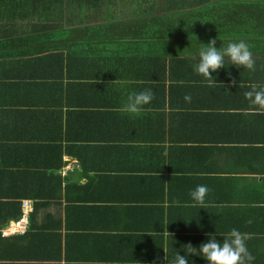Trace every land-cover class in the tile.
I'll list each match as a JSON object with an SVG mask.
<instances>
[{"label": "crops", "instance_id": "obj_1", "mask_svg": "<svg viewBox=\"0 0 264 264\" xmlns=\"http://www.w3.org/2000/svg\"><path fill=\"white\" fill-rule=\"evenodd\" d=\"M46 1L0 0V29L4 28L8 32L2 33L1 36L6 38V48L3 52L15 59H31V63L25 62L21 68L16 66L15 74L32 72L41 82L44 80L41 73L49 66L43 68L50 56L45 55L49 50L68 54L78 49L74 42L61 43L62 35L56 37L58 25L51 20L57 19L56 16L59 14L56 13L60 12L49 7L45 10L43 5ZM104 1L106 0L98 2L102 4ZM107 1L108 7L105 6L99 11L108 10L109 18L111 14L114 21H126L132 26H138L142 34L141 49L151 43L150 47L164 56V63L168 65L175 61L174 75H169L168 69L164 75L167 95L165 106L154 109L153 115L157 114L160 122L164 119L166 130H184V135L191 136L194 140L189 145L199 144L203 147L196 157L191 154L183 158L177 152V156L173 155L168 160L172 161L174 167L205 170L203 172L207 173L201 175L204 177L201 180L202 184L208 183V195L218 196L215 201L217 204L206 210L198 207L193 213V222L187 220L183 224L189 225L188 231H178L187 233L174 234L176 230L172 231L171 234L175 237L172 238L173 242L168 244L169 233L159 228L161 218L154 210L151 213L143 210L137 219L129 213L130 208L124 206L126 203L109 200L103 205L98 204L96 203L98 201L92 200L90 193L120 196V191H136L142 198H146L147 189L153 185L149 180L134 178L131 180L128 172H125L128 176L121 179L118 173L106 172L103 178L97 176L94 185L86 188L83 200L78 199L83 192L82 190L78 192L73 186L86 183L87 172L83 170L82 159L75 154L67 153L63 157L66 161L63 173L68 180L67 188L72 186L70 189L72 193H69L72 198L64 196L50 200L49 204L37 213L36 222L44 226L47 223L48 226L44 229L48 235L45 237L42 235L39 241L33 238L34 243L38 248L47 246L51 253L48 256L44 253L37 255L38 248L29 245V241H24L25 249L33 250L31 254L27 252L30 258L27 261L32 264H152L153 260H156V264H173L178 251L184 254L182 249L186 247L184 244L199 246L201 242L198 237L200 238L205 230L208 229L210 232L217 229L216 231L226 234L235 227L250 234V239L246 243L249 251L255 256L253 264H264V108L250 107L245 96L246 91L231 86L233 78L240 79L247 75V69L242 67L237 69L229 65L228 71L232 77L221 69L216 77V83L211 85L193 70L197 49L215 38L217 47L226 45L227 41L232 39H243L246 43H251L253 57L263 60L260 63L263 72L264 0H174L173 8H166L165 0ZM166 24L172 27H163ZM247 36L255 41H247ZM30 50H40V53L36 55L34 53L37 52L32 51L30 54ZM12 51L16 53L18 51V54ZM7 68L8 70H5L7 76L3 77L0 83L10 85L18 82L17 75L9 74L12 66ZM185 72L190 74H183ZM55 77L54 75L52 79H56ZM224 77H227L226 80ZM67 81L68 79H64V82ZM127 84H120L118 91L125 93L129 87ZM199 84L209 85L202 88L198 87ZM3 92L8 93L7 90ZM66 93L69 98L65 97L63 103L54 100L50 92L45 90L24 95L21 98L31 102L32 110V113L26 111L25 118L33 115L34 119L38 115L40 119H48L51 124L49 130H53L60 127L54 119L55 115L56 120L59 119L58 112L61 111L59 120L62 122L63 130L66 131L70 126V135L76 139L68 141L64 138L65 144L67 146L88 144V136L103 134L105 120L101 119L102 124L95 126V123L87 118L88 114L85 115L83 111L88 108L83 106L84 94L78 86L70 88ZM20 95L16 93V99H21ZM186 95L190 96L189 100H185ZM45 100L54 101L49 102V108H44L46 111H35L38 108L37 102L45 103ZM23 108L28 110L30 107ZM111 122L115 127L111 130L113 132H107L112 137L107 142L129 143L131 142L129 136L134 134V130V136H137L136 130L142 128L140 124L136 127L133 121H118L113 118ZM148 122L150 119L146 121ZM31 125L25 124L24 133L34 131L38 127L37 124ZM197 139L201 142L195 143ZM110 144L120 145V143L108 145ZM89 152L98 158L96 164H92L97 169L103 148L90 147ZM105 156L115 163L125 160V152L118 147L111 149ZM139 161L142 165L152 167V164ZM129 163L135 164L134 156H130ZM98 181H101L100 185ZM178 181L176 180L177 186H181L182 182ZM201 181L187 183V193L190 195V191L200 185ZM217 188L220 191H217ZM174 192L177 194L180 192L182 195L178 188ZM75 206L86 207L81 209L82 212H77L79 209ZM167 231L169 232L168 229ZM53 232H60V235ZM165 256L167 261L164 259ZM157 257L159 259H156ZM193 259L197 264H207L201 257L193 256Z\"/></svg>", "mask_w": 264, "mask_h": 264}, {"label": "trees", "instance_id": "obj_2", "mask_svg": "<svg viewBox=\"0 0 264 264\" xmlns=\"http://www.w3.org/2000/svg\"><path fill=\"white\" fill-rule=\"evenodd\" d=\"M95 1L47 0L44 3L43 6L46 10L49 7V9L54 8L60 12L56 13L59 14L56 16L58 20L56 37L62 35L60 37L61 43L74 42L78 49L72 50L68 54L67 52L64 54L62 51L53 52L49 50L45 55L50 54V56L47 63L45 62L43 65V68H47L49 65L48 69L41 73L44 78L43 82L37 79L32 72L15 74L16 66L21 68L25 62L31 63L32 60L15 59L12 55L3 52L6 48V38H1V36L8 34V32L4 28L0 29V80L7 76L5 70H8V66H12V71L9 74L17 75L16 78L19 79L18 82L10 85L0 83V228L11 219L20 217L22 199H32L34 204L25 231L4 235L0 230V264H32V262L27 261L30 259L27 252L31 254L33 250H26L23 246L24 241H29V245L38 248L34 239L39 241L42 235L44 237L48 235L44 229L45 226H48L47 223L44 226V224L36 222L37 213L44 206H47L50 200L60 199L64 196L72 198L69 196V193H72L70 190L72 186L67 188L68 180L63 173L66 163L63 157L67 153L75 154L82 159L83 170L90 173H86L88 177L86 183L73 186V188H77L78 192L80 190L83 192L78 199L84 198L86 190L94 185L96 177L101 176L103 178L106 172L118 173L121 179H124V176L127 177L125 172H128L131 180L132 178L149 180L153 185L147 189L146 198H142L136 191H120V196L90 193L92 200L98 201L96 202L98 204L103 205L109 200H118L115 203H126L124 206L130 208L129 213L137 219L143 210L149 213L154 210L160 215L161 225L165 221L169 222L165 226L169 230L168 244L173 242L172 238L175 237V233H187L178 231H188L189 225L184 226L183 224L187 220L193 222V213L198 207H203L202 209L206 210L217 204L215 201L218 196L211 197L207 194L203 205L194 206L189 193H187V183H198L203 180L204 177L202 178L201 175L207 173L203 172L205 170L174 167L172 161L168 160L169 157L177 156L178 153L183 158L191 154L196 157L201 153L203 147L199 144L189 145L194 140L191 136L186 137L184 130H166L164 119L160 122L158 115H153L154 109L165 106L167 95L164 75H166L167 69L169 75H174L175 61L168 65L164 63V56L154 51L150 47L151 43L146 44L144 49H141L140 46H143L140 44L142 40L141 29L126 23V21H114L111 14V18H109L108 10L99 11L105 6L108 7V1L106 0L102 4L98 2L99 0ZM174 2V0H167L166 3L165 0V7L173 8ZM60 25H66L67 28L63 29L59 27ZM163 27L172 26L166 24ZM162 34L166 37L164 32ZM250 36H247V41L254 42L255 39ZM151 41L153 43V37ZM248 44L252 49V44ZM32 51H36L37 53H34L36 55L40 53V50ZM32 51H29L30 54ZM12 53L16 52L12 51ZM254 60L256 62L255 70H247V75L243 78L235 77V82L231 84L232 87L248 91L253 83L264 85V71L262 72V64H260L263 60L258 58H254ZM186 73L190 74V72L183 74ZM54 75L56 79H52ZM96 78L98 79L95 81ZM226 78L224 77L225 80ZM64 79H68V81L64 82ZM122 83L129 85L125 93L118 91ZM204 85L209 84H199L198 87L205 88ZM74 86H78L84 94L83 106H87L88 109L86 108L87 110L83 112L85 115L88 114L87 118L93 121L95 126L102 124L101 119L105 122H103L102 135L100 133L90 135L87 139L88 144L82 146L68 145L72 146L69 148L65 144L64 138L68 141L76 139L70 135V126L66 131L63 130L62 122L59 120L62 112H58L59 121L56 120V115V119L53 118L60 127L49 130L50 122L47 118V120L40 119L38 115L34 119H32L33 115L25 118L27 112L32 113L30 110L31 102L21 97L45 90V92H50L54 100L63 103L65 97L69 98L67 97L69 95L66 96V92ZM145 88H149L153 92V100L150 104L145 105L137 114L124 111L123 104L127 94ZM5 90L8 93H4ZM16 93L21 94V99H16ZM247 99L250 107L264 108L252 103L250 98ZM20 100L24 101L17 103ZM54 100H45V103L37 102L38 108L35 111H46L44 108H49V102ZM18 104L21 105L20 108L17 106ZM23 107L30 108L25 110ZM110 108L112 110H109ZM109 111L112 113H107ZM113 118L118 119V121H133L132 123H135L136 127L140 124L142 128L136 130L137 136H134L135 130L133 135L131 134L132 130L129 132L131 134L129 136L131 142L129 143L107 142L112 139L107 132H113L111 131L115 127L111 122ZM15 119L18 120L15 121ZM149 119L150 122L146 123ZM25 124H37L38 127L34 131L24 133ZM196 142L201 141L197 139ZM109 143H120V145H108ZM90 147L103 148L97 169L92 164H96L98 158L90 154ZM115 147L121 148L125 152V160H122L121 163L109 161L108 157L105 156ZM81 148L89 150L82 151ZM130 156H134L135 164L129 163ZM139 160L146 164H152V167L142 165ZM176 180L182 182L181 186H177ZM98 183L100 185L101 181ZM207 184L206 186H208ZM174 186L176 187L174 188ZM177 188L182 191V195L180 192L179 194L174 192ZM217 191H220L219 188ZM174 200L178 203L173 204ZM84 207L86 206H75L76 209H79L77 212H82L81 209ZM159 228L164 230L162 226ZM214 230L212 229L211 232H215ZM172 231H175L174 234H171ZM208 231V229L205 230L204 234L200 238L198 237L200 242L207 238L205 233ZM217 232L221 234V237L218 236L217 238L221 239L224 233L219 230ZM53 233L60 235V232ZM177 235L181 236L180 234ZM42 253L48 256L51 250L47 246L38 248L36 254Z\"/></svg>", "mask_w": 264, "mask_h": 264}, {"label": "clouds", "instance_id": "obj_3", "mask_svg": "<svg viewBox=\"0 0 264 264\" xmlns=\"http://www.w3.org/2000/svg\"><path fill=\"white\" fill-rule=\"evenodd\" d=\"M204 44L205 46L198 48L196 51L197 58L193 70L204 77L210 85L216 83V77L219 75L221 69H224L226 75L231 77V72L228 71L229 65L237 69H241L242 67V69L250 71L255 70L256 62L253 58V52L245 40L232 39L228 40L226 45L217 47L216 39L213 38ZM97 79L98 78H96L95 81ZM233 82H235V78H233ZM245 96L250 98L252 103L264 107V85L251 84L250 90L245 92ZM184 98L185 100H189L190 96L186 95ZM152 100L153 92L149 88L136 92H129L123 104V110L131 114H137L145 105L150 104ZM208 192V186L203 184L197 185L191 190L190 197L193 205H203ZM24 201L29 202V212L27 215L29 221V214L34 206L33 200L22 199V213L20 217L11 219L7 222L0 228L1 232L2 229L8 227L11 222L18 221L22 217ZM176 203L178 202L174 200L173 204ZM168 223V221H165L163 225H161L164 227L163 232L169 233L165 227ZM11 233L13 232L6 235H10ZM205 236L207 238L201 241L198 247L190 243L184 244L186 245V247H182L184 254L182 255L178 251L175 254L173 264H197L193 256L201 257L207 264H253L255 256L249 251L246 243V241L250 239L249 233L241 232L239 229L233 227L224 234L221 239L217 238L218 236L221 237V234L217 232L216 229L215 232H206ZM156 259H159V257ZM164 259L166 260V256ZM152 264H156V260H153Z\"/></svg>", "mask_w": 264, "mask_h": 264}, {"label": "built area", "instance_id": "obj_4", "mask_svg": "<svg viewBox=\"0 0 264 264\" xmlns=\"http://www.w3.org/2000/svg\"><path fill=\"white\" fill-rule=\"evenodd\" d=\"M28 201H24L23 204V215L22 217L15 222H11L10 225L7 227L8 229H4L2 230V233L4 235L10 233V232H18V231H25L27 224H28V212H29V206H28ZM27 206V207H26ZM8 231V232H7Z\"/></svg>", "mask_w": 264, "mask_h": 264}, {"label": "rangeland", "instance_id": "obj_5", "mask_svg": "<svg viewBox=\"0 0 264 264\" xmlns=\"http://www.w3.org/2000/svg\"><path fill=\"white\" fill-rule=\"evenodd\" d=\"M44 9L46 10V8H44ZM53 21H54V22H58L57 19H55V20H51V22H53ZM59 27H62V28H64V29L67 28L66 26H61V25H60ZM65 27H66V28H65ZM26 207H27V206H26ZM4 229L6 230V229H8V228L6 227V228H4ZM2 230H3V229H2ZM7 232H8V231H7Z\"/></svg>", "mask_w": 264, "mask_h": 264}]
</instances>
